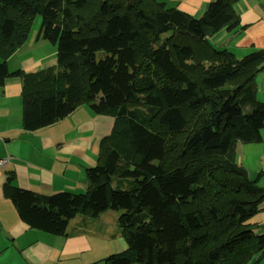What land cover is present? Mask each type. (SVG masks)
Wrapping results in <instances>:
<instances>
[{
	"label": "trees",
	"instance_id": "1",
	"mask_svg": "<svg viewBox=\"0 0 264 264\" xmlns=\"http://www.w3.org/2000/svg\"><path fill=\"white\" fill-rule=\"evenodd\" d=\"M237 1L212 0L193 17L166 0H0L4 57L37 15L38 35L56 50L55 64L34 73L0 61V86L22 79L23 130L84 104L114 117L96 165L85 168V192H34L9 176L5 192L28 227L64 235L78 212L116 208L126 248L105 264H256L264 256V232L249 222L264 188L234 160L237 143L262 141L255 77L264 49L236 58L210 41L242 30Z\"/></svg>",
	"mask_w": 264,
	"mask_h": 264
},
{
	"label": "crops",
	"instance_id": "2",
	"mask_svg": "<svg viewBox=\"0 0 264 264\" xmlns=\"http://www.w3.org/2000/svg\"><path fill=\"white\" fill-rule=\"evenodd\" d=\"M212 0H166L193 17H199ZM242 30L220 31L210 37L213 46L236 58L264 49V0H238L234 5ZM31 31V29H30ZM30 37L5 60L9 71L34 73L56 62L55 46L38 35ZM257 99H264V69L255 77ZM22 79L7 77L0 86V264H105V258L126 248L117 225L119 210L98 215L78 212L68 221L64 235L28 227L5 192V182L34 192H85V168L96 165L98 143L110 134L113 118H99L91 108L77 107L56 123L24 131L20 93ZM80 111V112H79ZM110 116V115H109ZM250 176V175H249Z\"/></svg>",
	"mask_w": 264,
	"mask_h": 264
},
{
	"label": "rangeland",
	"instance_id": "3",
	"mask_svg": "<svg viewBox=\"0 0 264 264\" xmlns=\"http://www.w3.org/2000/svg\"><path fill=\"white\" fill-rule=\"evenodd\" d=\"M41 24V17L37 15L32 23L30 37H32L36 31L39 30ZM48 44H52L47 41ZM219 48V47H218ZM105 55L103 51H100L96 57L102 58ZM1 61V60H0ZM81 110L89 108L84 104ZM80 112V111H79ZM99 118H113L109 115H99ZM262 141L251 143H237L235 149L234 160L236 163L241 164L250 175V178L256 179L258 177V184L264 188V128L261 130ZM260 211L256 213L249 222L250 228L255 234H261L264 232V200L260 204ZM125 241V240H124ZM136 264V263H132ZM256 264H264V256H262Z\"/></svg>",
	"mask_w": 264,
	"mask_h": 264
},
{
	"label": "built area",
	"instance_id": "4",
	"mask_svg": "<svg viewBox=\"0 0 264 264\" xmlns=\"http://www.w3.org/2000/svg\"><path fill=\"white\" fill-rule=\"evenodd\" d=\"M4 160L0 159V166L3 164Z\"/></svg>",
	"mask_w": 264,
	"mask_h": 264
}]
</instances>
